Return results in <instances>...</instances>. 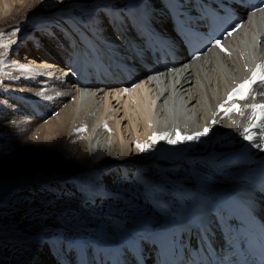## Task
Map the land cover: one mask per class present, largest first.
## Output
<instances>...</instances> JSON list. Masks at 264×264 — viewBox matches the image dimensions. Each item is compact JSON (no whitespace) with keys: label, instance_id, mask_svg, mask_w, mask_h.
<instances>
[{"label":"bare ground","instance_id":"obj_1","mask_svg":"<svg viewBox=\"0 0 264 264\" xmlns=\"http://www.w3.org/2000/svg\"><path fill=\"white\" fill-rule=\"evenodd\" d=\"M28 1L2 0L1 10L4 13L11 10L20 12L34 7L43 15L45 12L59 11L62 17L71 20L78 14V9L85 12L93 10L92 17H89L93 20L88 22V19L86 24H73L76 23L74 21L67 24L74 29L78 27L77 31L59 23V33L53 30L57 23L47 25L43 21L32 24L34 28L31 30H21L23 33L12 47L11 58L4 57V84L6 83L8 93L7 99L0 102V125H7L9 122L3 131L9 138L8 144L20 145L21 152V142L27 133L35 131L34 136L47 135L49 141H55V144L50 145L64 147L62 155H59V162L66 164L80 153L73 144L72 152L67 154L66 144L74 143V139L78 140L79 133L84 131L89 148L95 150V153L80 156L79 167L68 163L64 171L68 172V177H73L72 174H77L82 167L81 171H86L92 177L89 183L94 193L93 198L98 201L118 197L119 201L118 207L114 208L117 217L104 221L108 235H113V239L109 241L112 251L104 248L109 237L101 238L100 234H95L98 232L91 230L89 231L94 234L92 239L90 234L83 233V240L71 239L65 244L60 242L58 236L42 234L35 238L37 240L34 239L35 243L31 247L33 252L23 264H74L75 260L77 264H107L116 253L122 256L129 253L128 237L135 236V233L141 234L135 241L139 247L152 246L149 237H156L161 233L159 231L176 234L178 241L184 244L181 233L183 224L179 216L183 205L203 200L216 201L219 193L228 188L253 192L241 176L249 175L250 168L264 160V152L252 146L255 141H245L238 127L248 123L251 110L241 117L235 112H222L220 105L225 104L234 88L250 78L257 64H264L263 12L248 17L240 30L222 43L223 49L227 51L216 47L192 61L185 54H180V64L172 71L148 78L143 76L147 66L153 63L154 56L149 49L150 40L140 34L139 24L135 28L133 24L124 21V16L119 24H109V19H103L108 15L107 9L120 8L126 3L136 8L137 0H63V3H58L57 0ZM177 1L185 5L183 0ZM11 3L15 5L12 6ZM136 10L146 20L147 27L177 44L179 49L180 44L174 30L168 31L167 25L163 26L165 22H161L166 18L162 0H147L143 7L138 4ZM51 32L55 33V38H47ZM120 33L123 35L122 39ZM41 41L44 42L45 50L36 52ZM65 48L69 51L63 50ZM21 51L29 56L19 61L17 58L21 57ZM34 54H40L41 58L31 61L30 56ZM94 62L98 65L92 69ZM87 72L95 80H99L96 82L97 86L91 84L84 88L81 85L80 75ZM139 83V88H132ZM125 87L127 92L124 91ZM146 87L151 90L146 92ZM111 88L115 91L109 94ZM253 90L256 93L255 100L235 99L225 104V107L233 104L244 107L252 102L264 103V95L260 94L262 91L259 86L253 85ZM104 92L107 94L102 97ZM124 98L125 113L133 115L128 116L132 127L141 130L131 137L134 139L144 135L146 139L142 142L149 146L148 153L141 152L136 146L137 142L134 144V155L131 156L132 151L125 142V136L119 131V122H112L106 117L110 114L108 107L112 99L120 103ZM128 99L133 103L128 104ZM57 107L56 114L59 117L41 123ZM213 120L216 121L215 124H212ZM205 127L211 128L209 135L195 141L169 144L166 139L157 143L150 139L153 134L161 133H169L175 139L177 131L182 135H192L203 131ZM254 131L257 136L260 135L259 129ZM129 132L128 129L125 130V133ZM119 137H122L123 142H119ZM35 149L38 150V147ZM45 150L54 160L52 150ZM36 152L33 155L27 150L28 159L23 156L29 162V167L36 165ZM166 152L178 156L172 165H168L165 160L163 153ZM158 155L160 156L156 157ZM2 156L0 150V168L8 173L0 178V204L16 191L15 187L23 184V181L15 177L16 170ZM130 158L134 159L128 163ZM169 170H176L177 173ZM167 174L172 175L171 178L162 177ZM120 176H124L123 182L117 181ZM124 182L127 185L120 186ZM128 182L139 184L134 186ZM120 188L126 189L127 198L118 195L116 191ZM93 227L98 228L99 224ZM128 256L132 258L130 253ZM131 262L135 264L133 258Z\"/></svg>","mask_w":264,"mask_h":264},{"label":"rangeland","instance_id":"obj_2","mask_svg":"<svg viewBox=\"0 0 264 264\" xmlns=\"http://www.w3.org/2000/svg\"><path fill=\"white\" fill-rule=\"evenodd\" d=\"M0 1L2 2V0ZM30 1L31 0H29L28 2ZM11 4L12 6L15 5V3ZM37 11L38 10L36 8L31 7L27 10L22 9L20 12H18L17 10H11L10 12L4 13L2 12L0 6V34H2V36H0V42H15L22 35L23 31L21 30H31L32 28H34L32 24H39V22L42 21V23L47 25L57 23L58 25L53 26L56 32L60 33L59 27L61 25L65 27L67 24H71L72 21L76 22L73 24H86L93 20L89 19V17L91 18L93 15V10L85 12L84 10L78 9V14H76L74 18H81L84 20L74 18L71 20L67 17H62V13H58L59 11L45 12L44 15L43 13H38ZM84 13L86 14L84 15ZM59 23L61 25H59ZM67 26V28H73L72 25ZM35 27L36 29H38L37 26ZM10 28H12L11 31ZM17 29L18 31H16ZM74 30L77 31L78 27ZM13 31H16V35H12ZM51 37H55V35H51ZM15 44L16 43H12L7 49L0 48V52L5 53L6 55L0 56V60L5 62L6 59L11 58V50L12 47L15 46ZM66 50L69 51V49H65V51ZM25 56L29 55H26L25 51H21V57L17 59L21 61L25 58ZM40 58V54H34L33 56H30L31 61L36 59L38 60ZM3 67L4 63L0 64V102L4 101V99H7L6 94L8 93L6 91V83L4 84V81L6 80V74L3 72ZM140 86L141 85L139 83L132 88H139ZM113 90L115 91L114 88L109 89V94L114 93ZM147 90L150 91L151 89L146 87L145 91L147 92ZM106 94L107 92H104L101 96L105 97ZM150 100H152V97L150 98ZM71 101L72 98H70L69 102ZM125 101L126 98H124L120 103L119 101L116 103V101L112 99V101L110 102V106L108 107V110H110V114H108L106 117L112 122H119V131L123 132V135L125 136V142L128 144V148L131 149V156H133L134 144H136L137 142L139 143L140 141V144H142L144 143L142 141L146 138L144 139V135L134 137V139L131 137L132 134H139L141 130L138 131L132 127L133 124L129 120L130 118L128 116L133 117V115L127 112L125 113ZM127 103L132 104L133 101L128 99ZM101 104H105V102H101ZM112 105L113 108H111ZM46 106L47 105H45V108ZM45 108L43 110L44 112ZM61 109H59V111H61ZM50 110L53 109L51 108ZM57 112L58 107L47 120L41 121V123H46L55 117L58 118L59 115L56 114ZM8 124L9 122H7V125ZM7 125H0V147H2L0 148V150L3 153L2 158L4 159V161H8L10 166L16 170L17 174H15V177L18 180L23 181V184H21V186L23 187H15L14 189L16 191L10 194L8 198L0 204V264H23L24 261L27 260V257L30 256L33 252L31 247H33L35 240H37L35 238L42 236V234H51V237L58 236L59 240H61L63 243H68V241L71 239L83 240V233L90 234V239H92L94 234L89 231L91 230L94 232H98L95 234H100L101 238L109 237L108 240H112L113 235L111 237L110 235H108V231L104 225V221L111 218L115 219L117 217V213L116 211H114V208L118 207L119 198H104V200L100 199L97 201L95 197L93 198L94 193L89 183L92 180V177L87 174L86 171L82 172V167H80V171L77 174H72L74 175L73 177H68V172L64 171L66 169V166H68V163L72 165L74 164L76 167H79L81 165L80 162H78V158L80 156L85 155L86 153H95V150H90L89 148V142L87 140L85 132H80L78 135L79 139H74V143H71L69 145L66 144L65 151L67 152V154H70L72 152L73 144L75 145V148H78L80 150L79 155L74 159H70L71 161L67 162L66 165L59 162V155H62L61 150L64 147L60 148L58 145H50L55 144V141H49L46 138L47 135L44 137H40V135L34 136L35 131L27 133L26 136L23 137V140L21 142V145L23 144V146L21 148V152H19L20 145L8 144L7 140H9V138H7L6 134L3 133ZM126 129L130 131V135H128L129 133H125ZM153 130V132L156 131L155 128ZM89 132H91V130ZM121 138L122 137H119V142H123V139ZM144 144H146V142ZM35 147H38V150H36ZM46 148L52 150L51 154L53 155L54 160L49 157L50 153L48 154L46 152ZM27 150L31 151V154L33 155L37 151L36 153L38 154V157L35 156L37 158V162L35 160L36 165L34 167H29V162L27 163V161L24 159V157L28 159L26 154ZM149 150L146 151V153H148ZM75 152L73 151V153ZM163 154L165 160L168 162V165H172L174 159L178 157L175 156V154L172 152H166ZM160 155L156 157H159ZM133 159L134 158L128 159V163H130ZM170 172L175 174L177 173L176 170ZM7 173V170L0 168V178L5 176ZM123 177L124 176L117 177V181L123 182ZM138 184L139 183L137 182L131 183L130 185L136 186ZM125 185H127L126 182L120 184V186ZM38 187L39 189H37ZM116 192L118 193V195L124 198L128 197L126 189L120 188ZM59 218L61 220H58ZM57 222H59V224ZM98 224V228L93 227L97 226ZM127 261L130 262L129 259Z\"/></svg>","mask_w":264,"mask_h":264},{"label":"snow or ice","instance_id":"obj_3","mask_svg":"<svg viewBox=\"0 0 264 264\" xmlns=\"http://www.w3.org/2000/svg\"><path fill=\"white\" fill-rule=\"evenodd\" d=\"M58 3H63V0H57ZM104 20L108 18L105 16L103 17ZM124 21L129 22L130 20L127 16H124ZM114 23L119 24L120 20L114 18ZM18 31V29L16 30ZM16 31L12 32V35H16ZM228 35H232L231 32ZM2 36V34H0ZM14 41H8L7 43L0 42V48L7 49ZM216 45L223 49V45L221 44L220 40H217ZM5 55V53L0 52V56ZM198 58V57H197ZM4 63V61L0 60V64ZM260 84L264 85V64H257L256 68L252 70L251 76L248 79H245L242 83H240L236 88L232 90V92L228 96V100L225 101V104L231 103L235 99L239 100H255L256 93L253 90V85ZM127 92V89H124ZM264 95V91L260 93ZM225 104L220 105V110L225 112L226 114H231L233 112L239 114L241 117L245 116V113L250 109L251 113L248 116V123L241 124L238 127L241 129V136L245 141H255V144L252 145L256 149L264 152V103H257L252 102L244 105L241 107L240 104H233L231 107H225ZM254 121V122H253ZM216 121L213 120L212 124H215ZM235 123V121H234ZM255 129L260 130V135L257 136V133L254 131ZM211 132V128L205 127L203 131L196 132L192 135H182L179 131L176 133V138L172 139L171 134L169 133H161V134H154L150 139L153 143L159 142V140L166 139L169 144H180L185 141H195L199 140L201 137L208 136ZM141 152H146L149 150V146L147 144H139L136 145ZM194 226H200L199 222L194 218L193 219ZM155 227V225L153 226Z\"/></svg>","mask_w":264,"mask_h":264}]
</instances>
